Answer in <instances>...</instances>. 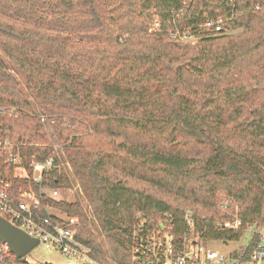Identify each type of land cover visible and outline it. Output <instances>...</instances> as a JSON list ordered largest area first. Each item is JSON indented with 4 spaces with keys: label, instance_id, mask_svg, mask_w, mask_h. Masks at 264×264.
<instances>
[{
    "label": "trees",
    "instance_id": "trees-1",
    "mask_svg": "<svg viewBox=\"0 0 264 264\" xmlns=\"http://www.w3.org/2000/svg\"><path fill=\"white\" fill-rule=\"evenodd\" d=\"M220 16L233 18L228 33L203 27ZM175 28L198 44H178ZM0 47L61 138L67 124L88 126L63 142L117 264H131L139 215L170 216L179 239L189 209L203 240L238 241L243 230L225 229L215 210L224 195L245 223L264 220V0H0ZM0 106L19 111L0 116V136L22 154L24 176L0 159L16 199L68 183L1 55ZM33 157L54 158L41 183ZM47 206L89 227L78 204L43 195ZM75 236L108 264L90 229Z\"/></svg>",
    "mask_w": 264,
    "mask_h": 264
},
{
    "label": "built area",
    "instance_id": "built-area-1",
    "mask_svg": "<svg viewBox=\"0 0 264 264\" xmlns=\"http://www.w3.org/2000/svg\"><path fill=\"white\" fill-rule=\"evenodd\" d=\"M234 3L235 0H228ZM187 4V2H185ZM183 10L180 11L182 13ZM233 15H231L232 17ZM233 18L208 17L203 24L205 29L214 34L228 33L225 25ZM159 28L155 21L153 29ZM173 39L177 42L190 40L197 42L190 31H181L175 28L171 31ZM18 117L16 108L0 106V116ZM0 159L5 160L19 170H23V160L20 144L12 142L8 137L0 136ZM32 181L41 183L49 170L54 166V158L37 161L33 157L30 162ZM43 195L53 198L58 195L56 188H42L40 192L24 190L19 199L14 194L13 182L8 176L0 174V216L22 229L28 235L37 238L49 251H58L66 259V264H104L92 255V249L76 238L62 223L53 222L45 209L42 213ZM229 199H222L218 208L229 216L221 223L225 229L233 231L243 230L244 250L238 253L224 252L212 248V240H203L195 234V221L193 212L185 213V230L181 238L174 234L173 222L170 216L152 223L139 215V223L135 225L132 233L130 251L131 264H264V220L245 223L237 212H229L231 208ZM221 242V241H220ZM239 242V241H233ZM248 258H244L248 253ZM12 254L8 246L0 243V264H15L10 259ZM117 264V263H116Z\"/></svg>",
    "mask_w": 264,
    "mask_h": 264
},
{
    "label": "rangeland",
    "instance_id": "rangeland-1",
    "mask_svg": "<svg viewBox=\"0 0 264 264\" xmlns=\"http://www.w3.org/2000/svg\"><path fill=\"white\" fill-rule=\"evenodd\" d=\"M177 43L184 46V48L186 49H193L198 44V42H193L190 40H184L180 43L179 42ZM0 55L4 60V62L6 63L9 70L11 71V73L16 77L22 95L32 104L33 113L40 117L43 126V131L46 133L49 139V145L53 148L54 154L57 157V162H58L57 167L61 168L67 176L68 183H66L63 187L57 188L58 195L53 197L52 199L57 201H65L70 204H78L79 207L81 208L82 213L86 216V219L89 222L88 225L89 227H87V229L82 228L84 227L85 224V217L84 219H82V217L80 216L71 217L68 214L63 213L62 211L56 208L47 206L46 209L48 213L62 219L61 221L62 224L66 226L70 231H72L74 235L75 233L79 234L80 232L84 234L86 233V230L90 229V233H92L97 238V240L101 245V249L103 252L102 255L103 259H105V261L108 264H116L114 260L115 258L113 257V253L111 251V247L109 246L105 236L99 230L97 216L93 212L92 206L90 205V202L87 198L84 187L80 179L78 178L75 169L73 168L72 163L70 161L69 150L67 149L68 143L63 142V138L65 136H68L70 139H72L74 135H83L89 133L90 130H88V126L81 124L72 126L70 124H67L62 128L63 137L61 138V136L59 135L60 131L55 129V119L53 117L40 114V109L36 105L31 94L29 93L25 82L23 81L20 74L17 73L13 64L6 56V54L3 52L1 47H0ZM20 173L22 176L25 175V172L23 170H20ZM222 199H229V198L225 197L224 195H220L217 200L215 210L220 217L219 220L220 223H222L229 216L226 212H222L218 208V203ZM229 200L232 204L229 212L239 213L240 205L234 202L232 199ZM82 220H84V224ZM242 236H244V232H242V235L238 240L239 242L214 241L211 242L212 243L211 246L213 249L224 252L226 254H229L230 252L238 253L243 251L245 248L244 239L242 238ZM26 260L32 264L45 263V262L52 264H66V259L60 252L49 251L40 243L26 255Z\"/></svg>",
    "mask_w": 264,
    "mask_h": 264
},
{
    "label": "water",
    "instance_id": "water-1",
    "mask_svg": "<svg viewBox=\"0 0 264 264\" xmlns=\"http://www.w3.org/2000/svg\"><path fill=\"white\" fill-rule=\"evenodd\" d=\"M0 241L8 246L18 260L24 258L39 244L37 238L28 235L2 216H0Z\"/></svg>",
    "mask_w": 264,
    "mask_h": 264
}]
</instances>
